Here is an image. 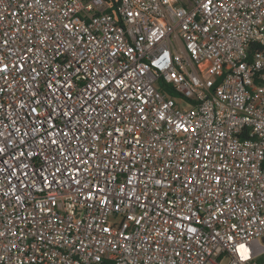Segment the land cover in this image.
<instances>
[{"label":"built area","instance_id":"1","mask_svg":"<svg viewBox=\"0 0 264 264\" xmlns=\"http://www.w3.org/2000/svg\"><path fill=\"white\" fill-rule=\"evenodd\" d=\"M264 0H0V264H264Z\"/></svg>","mask_w":264,"mask_h":264},{"label":"water","instance_id":"2","mask_svg":"<svg viewBox=\"0 0 264 264\" xmlns=\"http://www.w3.org/2000/svg\"><path fill=\"white\" fill-rule=\"evenodd\" d=\"M263 240H264V238H263Z\"/></svg>","mask_w":264,"mask_h":264}]
</instances>
